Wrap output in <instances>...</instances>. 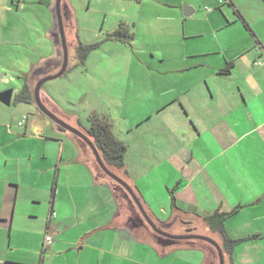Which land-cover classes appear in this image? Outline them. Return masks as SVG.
Segmentation results:
<instances>
[{
	"label": "crops",
	"instance_id": "crops-1",
	"mask_svg": "<svg viewBox=\"0 0 264 264\" xmlns=\"http://www.w3.org/2000/svg\"><path fill=\"white\" fill-rule=\"evenodd\" d=\"M54 1L0 0V4H23V12L25 4L33 6L35 23L39 21L42 28L34 34H39L41 39L44 34V40L52 46L51 54L28 55L25 42L32 33L25 28L19 33L23 42L14 43L23 45L24 84L28 82L33 88L42 74L56 73L61 64V50L56 43L50 13ZM129 1L138 4L139 14L143 4H150L152 11L146 19L147 26L161 20L171 29L180 25L182 32L175 33L173 44L166 47L165 53L172 58L169 64L119 68L122 75L144 74L147 80L136 87L125 83L121 105H134L137 99L149 102L151 108L154 106L148 110L146 119L139 118L127 126V135L141 128L149 131L148 123L155 117L154 127L160 137L174 136L173 133L178 132L183 137L194 133L197 137L212 138L213 144L205 146L203 152H213V157L201 163L193 162L191 157L186 158L188 147L182 144L184 146L163 145L157 152L159 158L137 161L132 156L136 146L119 138L121 121L113 117L108 108L102 110L94 106L84 115L86 123L82 115L73 110L77 100L80 104L82 97H88V91H80V99L70 97L73 89H70L72 82L67 72L75 64L77 25L69 0H62L69 12L66 27L63 22L65 38L69 29L73 39L69 42L66 38L70 59L61 77L67 79L61 85L68 89L64 93L67 107L62 104L64 96L58 86L52 91L43 86L42 102L79 130L80 126L88 127L90 115L105 117L115 138L127 146L124 162L129 185L141 184L147 188L159 184L168 190L182 182L174 192V205L170 196L158 199L144 189L139 191L143 209L158 225L168 226L172 222L170 217L178 216L191 219L200 234H208L209 229L193 212H229L240 206L225 221L224 227L231 239L249 240L236 245L231 256L225 257L224 264H264V0ZM182 4L191 13L190 17L181 14ZM205 8L212 11L207 13ZM159 9L161 15L153 12ZM10 12L11 9L5 10L6 27L0 29L1 33L10 27ZM26 24L27 19L23 17L25 27ZM131 25L136 29V23ZM132 34L130 44L136 38L135 33ZM191 40L193 42H188ZM107 42L125 45L115 40ZM193 44L195 46H191ZM257 62L260 66H255ZM228 64L232 65L230 73L222 75L220 71ZM82 75L85 80L86 74ZM17 94L12 91L10 105ZM22 105L27 108L17 122L21 129H16L18 133L12 132L10 119L0 110V264H204L206 250L202 247L200 250L171 249L136 235L135 228L125 224V215L120 213L111 185L94 178L73 136L60 132L33 103ZM23 118L26 120L19 126ZM28 134L36 136L32 139L38 146L26 145ZM33 147H36L34 153L28 150ZM190 152L191 155L193 150ZM173 153H177L176 160L169 165L166 161L175 156ZM33 167L51 174L43 187L49 191V209L37 217L40 229L34 236L32 229L29 232L23 225L24 201L28 198L33 203L40 201L33 187L24 185L26 177L35 173ZM148 176L150 183L146 181ZM47 236L52 239L49 246L44 244ZM34 237H38L36 242Z\"/></svg>",
	"mask_w": 264,
	"mask_h": 264
},
{
	"label": "rangeland",
	"instance_id": "rangeland-1",
	"mask_svg": "<svg viewBox=\"0 0 264 264\" xmlns=\"http://www.w3.org/2000/svg\"><path fill=\"white\" fill-rule=\"evenodd\" d=\"M69 1L74 14L73 19L77 25L78 40L86 45L95 43L100 44L97 50L89 54V56L85 60L84 65L78 67L74 66L72 67V70L67 72L68 80L70 78V82H72V85L70 84V89H73L70 90L71 98L80 99V91H85V89L86 91H88V97L86 96V98L84 99L82 97L80 104L78 102L79 100H77L76 104H74L73 107V110H75L77 114L82 115L85 123L86 120L84 118V115L89 114V110H91L94 106L102 110H107L108 108L113 117H116L121 121L120 126L118 127L120 130H122L118 131L119 133H121L119 138L126 140V142H133L136 146L134 147V153L132 154V156L136 157L137 161L144 160L147 162L148 158L150 160L159 158L157 152L162 148L161 146L163 145L172 146L186 144L188 147V154L186 158L188 159L191 157L192 161L196 163H201L205 160L210 159L211 156L213 157V152H203V148H205V146L213 144L212 138L207 135H204L203 137H197L194 133L193 136L183 137L178 132L173 133L174 136L166 138H163L162 136L160 137L154 127V124L156 122L155 117L153 118V121H150L148 123L150 124L149 131H147V128H141L136 131L130 132V134L128 133L129 135H127V126L129 124L133 125L136 121L139 120V118L146 119L147 116L145 115L147 114L151 106L149 102L142 103L137 99L135 100L134 105H121V103L123 102V100L121 99V94L125 83H127L128 86L133 87L136 84L143 85L145 82H147V80L144 78V74H130V76L128 74L122 75L119 73V68L127 65H132L133 67L135 65L161 66L165 63L169 64V60L172 58L170 56H167V54L165 53L167 51L166 47L171 43L173 44L177 32H182L180 25L178 26V28L174 27L173 29H171L166 23H164V21L160 20L152 21V25L147 26L146 19L150 18V13L152 11L149 10L151 8L150 4H143L141 14H139L137 12L138 4L133 3L129 0ZM23 7V4H0V29H2V27H6L4 25L6 21L5 10L11 9V12L9 14L11 19L9 20L10 27L3 33H1L0 30V93L7 90H12L14 94H17L20 91L19 89H21L24 84V78L22 75L23 71L25 70V68L23 70V67H25V65L23 64L25 59V57H23V45L14 44L16 42H23V37L20 38V31L23 33V29L25 28L26 31L29 30L32 33L31 34L28 32L29 34H31L29 36L30 39H26L25 42L28 50V55L32 54L33 56H35L36 52H39V54L41 55H45L48 53L51 54L53 51L51 44L47 43V41L44 40V34L43 39L39 37V34H34V31H36L37 29L42 31V28H39V21L35 23L36 17L32 14V12H35L34 7L30 4H25L26 10L24 12ZM185 7V4H182V15L183 9ZM45 9L48 12L49 9H47V7H45ZM164 10L167 9L164 8ZM160 11L161 10L159 9L154 10L153 12L159 15L161 13ZM23 17L24 19H27L26 27L23 25ZM121 22L129 25L131 28V32L135 33V41L131 42V44L134 45V48L125 45L104 42L107 35L114 31V29H116ZM131 23L137 24L136 29L131 25ZM66 38L69 42L73 40H71V32L69 29L66 32ZM188 42H193V40ZM191 46L195 45L193 44ZM10 56L12 57V60L8 59ZM164 59L166 60V62ZM37 60L38 59L36 57L35 61ZM27 69H29V66L27 67ZM83 72L86 74L85 80H83ZM66 81V77H63L47 82L43 86L44 89L49 91H52L53 87L57 88L58 86L64 96V93L66 94V90L68 89H64L63 87H61V85H63V82ZM150 86H152V84H150ZM77 92L78 94H75ZM145 92L147 93V91ZM62 98V104L66 108L67 98L66 96ZM129 99L132 100V98ZM25 108H27L25 105H14L13 102L11 103L10 107H5L0 104V110L5 112L7 117L11 121L13 133H18L16 132V129L21 131V129L17 127V122L24 114L23 110ZM158 124L159 122H157V125ZM28 135L29 141L26 145L38 146L39 144L36 142V140L32 139L36 138V136H32L31 134ZM162 139L165 140L162 141ZM134 141H139V143H135ZM142 146H144V148ZM35 148L36 147L28 148V150H31L34 153V150H36ZM53 150L54 148H52V151ZM190 150H193V153L191 155ZM54 155L55 152L52 153V156ZM172 155L175 156L169 161H166L169 163V165H173L175 163L171 161L176 160L177 153H173ZM178 156L182 157L181 154H179ZM38 161L40 162L41 160H37V162ZM33 169L35 173L26 177V184L24 185L25 188L33 187V191L36 193V196L40 199V201L39 203H33L29 201V198L26 200V202L24 201L23 225H25L29 232L30 229H32L31 233L34 236L36 230L40 229V219L38 220L37 217L41 216V213L43 211H48L49 209V191L44 190L43 187L44 183L47 181L49 175L51 174L41 173L36 167H33ZM42 179L44 180V182H41ZM148 179L149 176L147 177L146 181H148ZM148 183H150V181H148ZM180 183L182 182L177 183V186L176 184H172L174 186L169 187V189L171 190L173 188H176V192V190L178 189L177 187L180 186ZM137 189L140 192H142L144 189V191L150 193L152 197L154 196L158 199H163L167 196H170L169 189L167 190V188H165L164 186H160L159 184H151L147 188L141 184H138ZM194 189L191 190L194 191ZM192 191L188 193H192ZM178 205L181 206V204ZM30 214L34 215L32 216L34 218H31ZM123 215H125L126 218L127 214L123 213ZM202 236L213 240V237L210 233H203ZM37 239L38 237H34L35 242ZM213 260V264H218L217 258L214 255Z\"/></svg>",
	"mask_w": 264,
	"mask_h": 264
},
{
	"label": "trees",
	"instance_id": "trees-1",
	"mask_svg": "<svg viewBox=\"0 0 264 264\" xmlns=\"http://www.w3.org/2000/svg\"><path fill=\"white\" fill-rule=\"evenodd\" d=\"M132 37L133 34L129 32L128 26L124 22H121L114 31H112L111 33H109V35H107L104 42L115 40L131 47L129 40L132 39ZM75 38H76V43L74 47V60H75L74 66L78 67L84 65L85 60L87 59L89 54L97 50L100 44L95 43V44L86 45L78 40L77 35H75ZM124 39H128V40H124ZM255 66H260V63L257 62ZM231 68L232 65L228 64L225 66L223 70L220 71V73L222 75H228L230 73ZM32 103H33V86L29 85V83L27 82L23 85V88L14 98L13 104L16 105V104H32ZM87 122H88L87 128H83L79 125L80 130L77 128L76 129L81 133L85 134V136H87V138L92 142V144L96 148L105 167L109 170V172H111L112 174L123 180L125 183H127V185L132 189L133 193L139 199L143 207L144 201L142 199L141 193L139 192L136 186H131L127 182V171L124 162L125 155L127 152V146L115 138L112 131V126L105 117H100L92 114L87 118ZM73 138L77 143L82 160H84V162H87L94 175V178L97 180L101 179L103 182H106L109 185H111L117 203L119 205L120 213L127 214L126 208L125 210L121 209L122 205L126 204L125 200L123 199L125 192L116 183H114L112 180L107 178L102 173V171L97 167L95 160L88 147L78 138L74 136ZM175 189L176 188L169 190V195L171 198L172 205H174L175 203L174 202ZM240 208H241L240 206H237L229 212H222L220 210H215L213 212H204L202 214H195L193 212V215H195L198 219H200L203 222V224L209 229L210 233L213 235V240H215V242L221 248L224 256V263H225V257L231 256L232 251L236 245L249 240V238L241 239V240L231 239L228 236L224 227L225 221L233 214H235ZM170 218L172 222H176L175 226L173 227V229H175L176 231L182 232L183 230H186L188 227H191L195 229L198 234H200L197 231L196 227L192 225L191 219L178 217V216H172ZM150 219L153 220L152 217H150ZM200 236H202V234H200ZM200 247L206 250L205 251L206 258L204 264L213 263L214 260L212 254L216 256V253L213 250V248L206 243L196 241L193 243L183 244L179 248L200 250L201 249ZM179 248H174V249H179ZM217 263H218V259H217Z\"/></svg>",
	"mask_w": 264,
	"mask_h": 264
},
{
	"label": "water",
	"instance_id": "water-1",
	"mask_svg": "<svg viewBox=\"0 0 264 264\" xmlns=\"http://www.w3.org/2000/svg\"><path fill=\"white\" fill-rule=\"evenodd\" d=\"M61 3L62 0H55L54 1V6L53 9L50 11L51 16L53 18V29H54V36L56 38V43L59 45L60 50H61V64L59 70L50 75L42 74V77L36 82L34 88H33V104L37 108V110L45 117L47 118L52 124L57 126L62 133H69L72 136L78 138L80 141H82L90 150L98 168L102 171V173L112 180L114 183H116L131 199L132 201L136 204L138 207L139 211L141 212L142 216L146 220L147 224L150 226V228L156 232L157 234H160L161 238L165 239V244L164 246L170 247L174 244L175 241L178 240H185V239H192V240H197L200 242H204L211 246L215 253L216 257L218 259V264H224V256L222 253L221 248L219 245L212 239L203 237V236H172V235H167L164 233H161L159 231H156V227L153 224V222L146 216L145 212L143 211V208L141 204L139 203L138 198L135 196L133 193L132 189L125 183L123 180L109 172V170L105 167L103 164L96 148L92 144V142L85 136L83 133L78 131L77 129L71 127L67 123L63 122L60 120L55 114H53L48 107L42 102L41 97H40V92L43 87V85L47 82L56 80L61 78L65 72L67 71L68 68V46L65 38V33H64V25H63V14L61 12ZM183 16L184 17H190L191 13L185 7L183 9ZM11 96H12V90H7L2 93H0V103L4 105L5 107L10 106L11 102ZM163 245V244H162Z\"/></svg>",
	"mask_w": 264,
	"mask_h": 264
},
{
	"label": "flooded vegetation",
	"instance_id": "flooded-vegetation-1",
	"mask_svg": "<svg viewBox=\"0 0 264 264\" xmlns=\"http://www.w3.org/2000/svg\"><path fill=\"white\" fill-rule=\"evenodd\" d=\"M64 5V4H63ZM61 3V12L63 14V22L65 24L66 27V22L69 21V12L67 7L64 8V6ZM64 27V29H65ZM68 46V45H67ZM59 47V45H58ZM69 47V46H68ZM60 48V47H59ZM68 57H69V53H68ZM70 59V58H69ZM48 107V106H47ZM53 114L56 115V113L49 107L48 108ZM60 120H62L63 122L67 123L66 120L58 115H56ZM68 124V123H67ZM76 129V128H75ZM85 135V134H84ZM96 163V162H95ZM97 165V164H96ZM98 167V166H97ZM136 196V195H135ZM123 199L125 200L126 204L122 205L123 210H127V216L125 218V224L127 226H131L135 228V234L138 235L140 238H144V239H149V240H154L157 241L161 244H165V239L161 238V236H159L160 234H157L156 232H154L150 226L147 224L146 220L144 219V217L142 216L141 212L139 211L138 207L136 206V204L132 201V199L125 193ZM139 200V199H138ZM140 203V201H139ZM141 204V203H140ZM142 206V205H141ZM143 208V207H142ZM143 211L145 212V210L143 209ZM146 216L149 218L148 214L145 212ZM150 219V218H149ZM151 220V219H150ZM153 222V221H152ZM176 222H172L170 225L168 226H164V225H158L157 223L153 222V224L156 227V231H159L161 233L167 234V235H172V236H200V234H198L196 232L195 229L188 227L186 230H183L182 232H178L175 229H173V227L175 226ZM197 240H192V239H185V240H178L175 241L174 244L168 248L174 249V248H179L180 246H182L183 244H188V243H193L196 242ZM200 242V241H199ZM204 243V242H203ZM214 250V249H213ZM213 256V254H212ZM215 256V255H214ZM216 257V256H215ZM217 258V257H216ZM213 264V263H210Z\"/></svg>",
	"mask_w": 264,
	"mask_h": 264
},
{
	"label": "built area",
	"instance_id": "built-area-1",
	"mask_svg": "<svg viewBox=\"0 0 264 264\" xmlns=\"http://www.w3.org/2000/svg\"><path fill=\"white\" fill-rule=\"evenodd\" d=\"M222 0H219V2H221ZM205 10V12H207V13H209V12H211L212 10L211 9H209V8H205L204 9ZM25 118H23V120L18 124L19 126H22L23 125V123L25 122ZM51 216H53V214H51ZM52 243V239H51V237L50 236H47L46 238H45V240H44V244L46 245V246H49L50 244Z\"/></svg>",
	"mask_w": 264,
	"mask_h": 264
}]
</instances>
